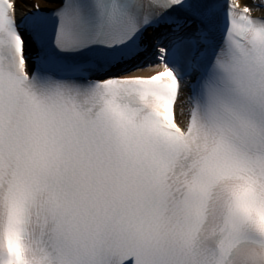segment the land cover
Segmentation results:
<instances>
[{
  "label": "snow or ice",
  "instance_id": "obj_1",
  "mask_svg": "<svg viewBox=\"0 0 264 264\" xmlns=\"http://www.w3.org/2000/svg\"><path fill=\"white\" fill-rule=\"evenodd\" d=\"M0 264H264V0H0Z\"/></svg>",
  "mask_w": 264,
  "mask_h": 264
},
{
  "label": "bare ground",
  "instance_id": "obj_2",
  "mask_svg": "<svg viewBox=\"0 0 264 264\" xmlns=\"http://www.w3.org/2000/svg\"><path fill=\"white\" fill-rule=\"evenodd\" d=\"M26 2H27V0H26Z\"/></svg>",
  "mask_w": 264,
  "mask_h": 264
}]
</instances>
